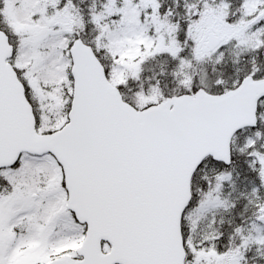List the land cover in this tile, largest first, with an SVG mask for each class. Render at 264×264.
<instances>
[{
	"label": "snow or ice",
	"instance_id": "6c2138e0",
	"mask_svg": "<svg viewBox=\"0 0 264 264\" xmlns=\"http://www.w3.org/2000/svg\"><path fill=\"white\" fill-rule=\"evenodd\" d=\"M0 264H264V0H0Z\"/></svg>",
	"mask_w": 264,
	"mask_h": 264
}]
</instances>
